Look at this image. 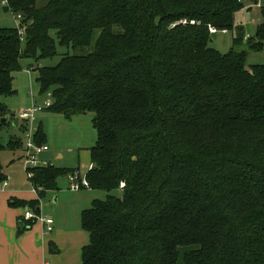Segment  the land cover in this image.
<instances>
[{"label": "trees", "instance_id": "obj_1", "mask_svg": "<svg viewBox=\"0 0 264 264\" xmlns=\"http://www.w3.org/2000/svg\"><path fill=\"white\" fill-rule=\"evenodd\" d=\"M242 2L10 0L25 32L21 42L0 28V120L21 60L51 58L57 45L73 54L33 69L45 110L92 114L86 178L106 196L81 212V264H179L183 248L182 264H264V65L246 67L264 50V24L233 40L244 49L209 48L208 27L232 30ZM182 19L196 24L172 27ZM7 123L0 153L23 145L2 144ZM45 140L40 126L34 142ZM73 171L34 169L39 200Z\"/></svg>", "mask_w": 264, "mask_h": 264}, {"label": "rangeland", "instance_id": "obj_2", "mask_svg": "<svg viewBox=\"0 0 264 264\" xmlns=\"http://www.w3.org/2000/svg\"><path fill=\"white\" fill-rule=\"evenodd\" d=\"M241 10L233 15V29L226 34L217 32L210 36L209 48L218 51L220 54H226L234 48L233 40L240 36L249 35L254 37L256 27L264 24V15L261 12V4L263 0H242ZM260 5V6H259ZM14 15L0 5V28L11 29L19 25ZM54 36L53 33H51ZM242 44V43H241ZM245 46H235V50L244 49ZM65 54H73L71 49L61 48L57 45V54L48 59L39 60L37 63L34 59H23L20 62L21 70L13 74L12 88L15 93L9 97H3L1 102L6 106L7 112L18 115L19 110L29 108L31 99L27 92L31 90L35 101L42 105L46 99L45 96L39 94V86L36 83V72L27 74L26 70L35 67H54ZM250 65H264V50L261 52H249L246 61V67ZM92 114H83L75 116L71 119H66L61 115L52 114L46 110L37 113L35 116V128L41 125L42 132L46 138V145L49 147V152L40 156L38 161H47L50 165L60 168H73L78 170L81 177H85L89 170L90 156L89 149L94 146L96 141V133L92 127ZM21 126L23 123L20 124ZM12 127L11 122L1 131L2 144L6 145L12 133L16 132L18 137L25 139V134L21 130V126ZM9 127L10 130H5ZM19 128V129H18ZM20 131V132H19ZM15 139V136H14ZM21 146L13 148L12 151L5 148L0 153V162L2 169L9 176L11 182L15 183L20 189L30 191V184L26 177V172L21 163L20 157H24L20 152ZM14 151V152H13ZM22 154V155H21ZM60 154L61 159L57 160L56 155ZM56 192H47L40 199L38 207L43 217H53L61 221L60 225L67 231L81 229L80 211L84 206H89L90 198L103 200L106 193L103 191L90 192H71L68 190V182L65 177H61L57 181ZM121 189V184L119 186ZM33 196V195H31ZM53 197H56L57 204H52ZM33 199H37L33 196ZM33 210V209H32ZM32 212H35L34 210ZM79 230V231H80ZM84 232V231H83ZM187 249L179 250V264H182V255Z\"/></svg>", "mask_w": 264, "mask_h": 264}, {"label": "crops", "instance_id": "obj_3", "mask_svg": "<svg viewBox=\"0 0 264 264\" xmlns=\"http://www.w3.org/2000/svg\"><path fill=\"white\" fill-rule=\"evenodd\" d=\"M7 116L8 123L10 120L12 127H19V125L23 123L18 119L17 113L15 115L8 111ZM14 121L17 122V125H12ZM40 126H37L36 128ZM5 130L8 131L10 129L9 127H6ZM10 132L12 133V135H10V139L14 138V136L20 138L16 135L14 128L13 131L11 130ZM20 140L23 142L22 137ZM20 152L23 153V145H21ZM61 157L62 156L60 154L56 155L57 160L61 159ZM20 159L23 165L22 157H20ZM54 167L60 168L56 165ZM2 172L4 176H8L4 173L3 169ZM57 190L58 188L51 192H56ZM90 191L94 190L84 189L78 192ZM31 195L36 196L37 199H33V196ZM89 198V206H84L81 209L80 214L83 210L88 209L91 206L92 201L96 199H92L91 196H89ZM35 200L38 203L40 201L38 196L31 192V186L30 191L20 189L15 185V183L11 182V179L9 180L8 187L0 192V264H81V249L88 244L89 237L82 228V231L79 229V226L78 230L70 232L61 227V221L57 220V218L54 219L49 216L54 221L52 226L53 229L49 234H45V227L41 223L35 222L32 223L29 230H25L21 236H16L17 224L21 221V218L26 211L32 210V208L27 206H12L9 202H30ZM57 202V198L53 197L52 204L55 205ZM40 212L41 210L39 208V212L37 213L40 214ZM28 224L26 226H29ZM51 246L53 247V251H50Z\"/></svg>", "mask_w": 264, "mask_h": 264}, {"label": "built area", "instance_id": "obj_4", "mask_svg": "<svg viewBox=\"0 0 264 264\" xmlns=\"http://www.w3.org/2000/svg\"><path fill=\"white\" fill-rule=\"evenodd\" d=\"M10 0H0V5L4 8H7L10 11ZM15 19L20 22V16H16ZM196 22L193 20H186L182 19L180 21L175 22L172 24V27L178 26V25H195ZM18 36L20 41L22 42L24 39V28L21 26V23L17 25L16 27ZM208 31L211 35L216 34L217 32H221L226 34V30L218 31L213 27H208ZM249 38V35L245 36V39ZM34 67H31L26 70L27 74L30 75L33 71ZM27 95L30 97L32 103L29 108L22 109L18 112V119L22 121L26 127V134L25 139L23 141V151H24V157H23V168L26 172L27 180L31 186V192L38 196V193L43 191V188L36 187L33 184V171L34 169L38 167H49L51 166L49 162L47 161H38L39 157L44 155L45 153L49 152V147L46 144L38 145L34 142V134L36 132V129L34 127L35 122V116L37 113H40L44 111L45 109L49 108L51 106V99L50 94L46 95V99L44 102H42V105H39L33 95L31 90L27 92ZM92 165H89V170H91ZM88 170V171H89ZM66 179L68 182V190L71 192H78L84 189H88V181L86 176L81 177L78 170L73 171L66 175ZM9 177L5 176L2 181H0V192L3 191L8 187L9 184ZM123 184H121V188H123ZM21 221L27 225L28 223H35L39 222L45 227V234H49L53 229V219L50 217H43L42 215L32 212V210L26 211V213L21 218Z\"/></svg>", "mask_w": 264, "mask_h": 264}, {"label": "water", "instance_id": "obj_5", "mask_svg": "<svg viewBox=\"0 0 264 264\" xmlns=\"http://www.w3.org/2000/svg\"><path fill=\"white\" fill-rule=\"evenodd\" d=\"M8 122V118L5 117L3 119L0 120V124H5ZM12 125H17V122L14 121L12 123ZM37 212H39V208L37 209ZM30 226H26L22 221H20L18 224H17V227H16V236L19 237L23 234V232L25 230H29Z\"/></svg>", "mask_w": 264, "mask_h": 264}]
</instances>
